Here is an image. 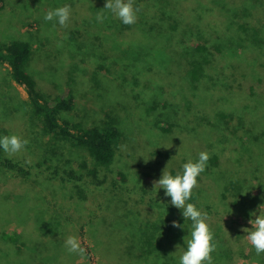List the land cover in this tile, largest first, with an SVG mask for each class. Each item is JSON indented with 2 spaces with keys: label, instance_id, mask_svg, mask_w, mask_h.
<instances>
[{
  "label": "rangeland",
  "instance_id": "obj_1",
  "mask_svg": "<svg viewBox=\"0 0 264 264\" xmlns=\"http://www.w3.org/2000/svg\"><path fill=\"white\" fill-rule=\"evenodd\" d=\"M136 1L140 8L132 25L136 26L141 22L144 26L142 33L148 38L141 37L140 34L135 36L138 30L135 33L127 32L125 24L119 19L115 22L111 13L103 8L105 0H7L4 9L0 11V43L9 44L17 40L30 43L32 55L25 69L36 81L38 89L47 96L53 98L67 87L72 89L75 106L62 114V121L79 122L85 128H93L103 125L106 113L117 118L125 142L122 149L117 151L114 164L108 171L103 170V174H107L108 181L111 182L117 178L118 172L124 171L133 183L129 188L139 194H142L141 188H146L150 190L147 199L155 197L158 202L166 205L171 204L170 197L164 195V189L154 186V181L159 179L162 171L151 170L148 181L146 177L141 178L142 173L136 167L138 164L143 167L147 165L148 147L154 145L166 150L163 147L167 148L168 142H173L169 143L172 150L177 151L179 156L187 155L188 160L196 159L200 151L225 152L224 155L228 157L232 153L228 143H220L221 147L217 145V149L215 137L212 141L207 131H193L194 127L204 118L219 123L221 113L233 119L241 114L246 117L248 112L253 116L259 111L246 109H255L257 105L253 103L251 95H248L247 86L245 92L231 91L228 77L215 67H209L207 76L191 84L188 77H182L181 73L176 75V83L168 84L157 79L150 71L158 67L164 70L171 67L183 60L185 53H190L186 58H202L203 54L196 51L195 47L199 43H205L207 39L210 47L218 40L225 49L234 47V36L228 30L232 19L225 12L230 10L227 8L238 9L240 6L221 7L220 3L215 4L217 0ZM64 4L71 7L67 25H59L54 20H43L45 12ZM162 12H165L163 20L166 18L167 21L165 27L169 28L170 23H175V19L178 28L180 25L182 27L173 42H168L157 29L158 16ZM97 13L105 14L103 22L96 21ZM215 14L218 16L210 18ZM152 21L157 22L152 24ZM115 57L121 63L120 70L118 65L115 66ZM249 62L248 59H243L246 73L250 70ZM248 75L254 78L251 73ZM255 81L257 84V80ZM156 99L168 101L169 106L150 110ZM157 118L168 120L172 127L171 133H164L155 125ZM262 122L256 119L253 125L262 130ZM12 134L26 139L28 143L15 153L0 149V155L27 164L32 174L27 182L22 183L0 170V230L15 232V238L18 239L17 245H8L6 253H0V264H118L120 260L126 259L122 255L127 248L123 245L124 242L127 237H134L136 241L140 239L142 216L151 220V212L146 211L147 206L141 209V205L134 201L121 210H116V201L98 205L100 192L96 193L93 201L87 197L82 202L79 197L78 202L74 203V184L62 183L51 177L49 172L63 166L64 169L74 168L82 173L84 171L80 164L83 161L91 164L93 159L85 149L64 141L57 143L56 153L51 152L39 120L30 113L27 91L13 81L8 66L0 63V135ZM262 146L264 147V143ZM242 156L250 173L248 182L255 185L250 191L261 192L264 187L262 163H253L249 153H243ZM175 162L181 164V160L171 162L168 159L163 165L176 168ZM228 167L232 171L224 174L227 181L237 179L244 170V166H239L240 171L237 173V167ZM207 170L208 166L198 177L204 178V181L200 182L197 178L200 189L208 179ZM84 182L87 195H91L93 187L89 185L88 177ZM221 182L222 187L224 181ZM259 184H263L262 187H256ZM217 190L202 189L200 200L224 213ZM242 195L247 204L250 200L248 192L243 191ZM259 201L253 207L244 206L251 211L264 203V200ZM165 205L158 204L163 217L168 212ZM156 210L159 209H153V216ZM220 211L218 213L221 219H229V224L235 226V232L246 236L243 228H250L251 225L248 223L249 217H244L245 213L237 211L228 216ZM154 223L152 228L157 234V221ZM171 225L172 221H167L164 228ZM170 233L167 236L171 239ZM69 235L76 236L86 249L83 258L65 250L63 240ZM174 235L175 230L172 237ZM179 235L176 243H184L183 237L187 233ZM247 243L250 245L248 240ZM16 246H20L24 252L13 253ZM251 247L250 245L247 253ZM244 263L259 264V261L251 257L247 261L243 260L242 264Z\"/></svg>",
  "mask_w": 264,
  "mask_h": 264
},
{
  "label": "trees",
  "instance_id": "obj_2",
  "mask_svg": "<svg viewBox=\"0 0 264 264\" xmlns=\"http://www.w3.org/2000/svg\"><path fill=\"white\" fill-rule=\"evenodd\" d=\"M132 2L135 8H140L136 0H132ZM6 3L7 0H0V11L4 9ZM215 4H219L221 7L228 5L232 7H234V5L240 6L238 9L227 8L230 10L225 12V15L230 14L229 16H231L232 19L231 23L228 24V30L231 33L230 35L234 36L233 40L236 42L233 44L234 47L229 46L227 47L229 49H225L221 46L220 40L210 47L208 46L209 41L207 39L205 43H199L195 47L196 51L203 54L202 58H186L190 53H185V58L178 63H174L171 67L169 66L170 68L167 67V69L164 70L158 67L156 69H150V71H152L151 73L156 76L157 79H162L164 83L168 84L171 82L176 83L175 77L177 74L181 73L183 75L182 77H188V81L191 84L207 76V69H209V67H215L222 75L228 77L227 80L231 91L245 92L247 86L248 95H251L253 103L257 105L255 109L249 107L246 109H250L253 112L258 110L259 112L256 115L252 116L251 113L248 112L245 114L246 117L241 114L238 117L230 119L221 113L222 119L219 120V123L210 122L204 118L194 127L193 131L200 129L207 131L212 141V138L215 137L214 139L217 141L215 144L216 148L217 145L221 147L220 143L224 145L228 143L231 147L230 151H232L228 157L224 155L225 152L215 151L209 153L208 170L206 174L208 179L206 178V182L201 188L205 190L210 189L212 191L215 188L218 189L219 201L221 200L220 202L223 204L224 213L226 215L232 216L234 212L242 211L246 215H244V217L248 218L250 209L244 206L245 197L242 195L243 191H248V195L250 196V200L245 204L248 207H250V205L253 207L257 201L260 202L259 200H264L262 199V197H264V187H262L264 182L256 186L262 187L261 192L250 191V188L255 185L252 183L249 184L248 182L250 181V173L247 171L248 168H246V162L242 156L243 153H249L253 163H262L263 166L261 168L264 171V147L262 146V143H264V94L261 93H264V0H245V2H242V0H217ZM164 15L165 12L159 14L157 29L163 37L168 39V42H173L182 27L180 25L178 28L176 19L174 20L175 23H170L169 28L167 26L165 27L167 21L166 18L163 20ZM111 16L114 18L113 20L115 22L119 21V18L115 17L113 14H111ZM215 16H218V14L210 18H215ZM156 22L152 21V24ZM124 26L127 32L133 31L135 33L136 30H138L139 32L137 31L135 36L140 34L141 37H146V35L142 33V28L144 26L141 22L136 26L132 24H125ZM120 33H122V31ZM126 36L130 37L127 33ZM168 49L169 47L166 48L167 51ZM31 55L32 46L28 42L17 40L9 44L0 43V63L8 66L13 81L27 91L30 113L39 120L41 130L51 147V152L56 153L57 143L64 141L70 143L74 147L85 149L93 159L91 164L88 163V161H83V163L80 164L81 169L84 171L82 173L74 168L64 169L63 166H58L53 171L49 172L50 169L47 167L50 176L58 179V181L62 183L69 182L74 184L76 190V197L74 196L72 198L74 203L78 202L77 200L79 197V201L82 202L86 200L87 197L90 201H93L96 193L100 192V197L97 196L99 197L97 201L98 205L102 203L105 204L107 201L110 203L111 201H116V210H121L123 207L128 206L130 202L134 201L135 204L141 205V209L147 206L146 211L151 212L153 218L149 220L140 213L143 219L141 237L138 241H136L134 237H127V242L125 241L123 244L127 248L124 254H122L126 259L120 260L118 264H178V257L180 251L183 250V243H176L177 237H180L179 233L182 235L187 233V223L185 224V229L174 227L173 225L164 228V224L167 221L173 220L182 224L183 218L180 210L171 204L165 205L162 204V202H158L155 197L147 199L146 196L149 195L150 190L148 191L146 188L140 189L142 194L129 188L130 185L133 186V183L124 171L118 172V179L115 177L111 182L108 181L107 174H103V170L108 171L110 166L114 164L117 151L122 149V144L125 142L124 135L118 125L119 120L113 115L106 113L107 116L104 123L102 122L103 125L93 128H85L79 122L72 123L67 120L62 121V114L71 111L75 106L73 91L71 88L67 87L63 92L59 94L56 93L55 97L52 98L39 90L36 81L25 69L26 64H28L31 59ZM244 58L250 61L248 65L250 70L248 73H251L254 78L248 75L243 68ZM114 60H116L115 66L118 65V70H120L121 63H118L116 57ZM162 67L165 68L166 66ZM255 80H257V84ZM234 87L238 90H235ZM153 104L150 110L169 106L166 100L161 102L156 99ZM256 119L263 121L261 126L262 130H259V128L256 129V126L253 125ZM155 125L164 133L169 134L172 131L171 124L166 119L157 118ZM256 131L260 132L257 133ZM140 140L142 141L143 139ZM169 143L173 144V142H168L167 148L163 147L166 150L162 148L158 149L154 145L148 147L149 160L147 165L145 167L141 164L136 166L142 173H140L141 178L146 177L149 181L151 178L149 172L151 170L162 171L165 168L163 164H165L168 159H171V162L175 159L176 161L181 160V164L175 162L174 164L177 165L176 168H169L168 166L166 169L173 174L181 171L182 162L187 161L188 156H179L176 153L177 151L172 150ZM235 153L237 154L235 155ZM170 164L169 162V165ZM229 165L237 167V173L240 171L239 166H244V170L236 177L237 179L226 180L227 177L224 174L232 171L229 169ZM214 169H218V171ZM0 170L5 171L22 183L27 182L32 174L31 168L28 167L27 164L3 155H0ZM160 173L162 174V172ZM86 177L89 179V185L93 187L91 188V195H87L88 193L85 191L86 183L84 179L86 181ZM219 178L221 180H219ZM253 178H255V176ZM198 179L200 182L204 181L202 177ZM221 181H224L222 187L220 186L222 183ZM145 185L147 186V184ZM202 189L198 186L197 188L194 187L189 202L195 203L197 207L208 214V223L214 233V240L216 243V248L211 254L213 257V264H242L243 260L247 261V259H251V257L253 260L256 258L259 264H264V253L257 254L253 247H251L250 252L247 253L250 245L247 243L246 236L237 234L235 232L236 229H234L235 226L229 224V219H221L218 213V211H220L219 209L201 202L200 191ZM105 191L106 194H103ZM158 204L160 206H166L168 212H164L165 217H163V211ZM156 207L159 210H156L157 212H155V216H153V209ZM220 213L224 214L221 211ZM155 220L158 224L157 234L154 228H152L154 227ZM173 230H175L174 237H172ZM170 232H172V234ZM168 233L171 234V239L167 236ZM15 234V232L0 230L1 254L6 253V247L8 245L10 247L17 245L18 239L15 238ZM172 241H175V243ZM177 245L181 246H178L176 250ZM17 251H22L20 246H16L13 253ZM153 255L155 256L153 257Z\"/></svg>",
  "mask_w": 264,
  "mask_h": 264
},
{
  "label": "clouds",
  "instance_id": "obj_3",
  "mask_svg": "<svg viewBox=\"0 0 264 264\" xmlns=\"http://www.w3.org/2000/svg\"><path fill=\"white\" fill-rule=\"evenodd\" d=\"M105 9L123 24H134L137 19L138 8L133 6L132 0H105ZM71 7L68 4L54 7L43 15L45 21H55L65 26L70 20ZM105 14L97 13L96 21L103 22ZM28 141L15 134L0 135V149L7 153L20 151ZM209 161V153L200 151L194 160H188L182 165V171L175 174L162 170L158 180L154 181L157 189H164V195L170 197V203L180 210L183 223L172 221L174 227L185 229L187 223V236L183 237L182 251L178 257V264H213L212 252L216 248L214 233L208 223V214L202 211L195 203L189 202L192 190L197 186V178L203 173ZM248 192V191H247ZM264 199V197H262ZM254 217V218H253ZM248 223L250 228L244 227L243 231L250 245L257 254L264 253V203L249 212ZM63 246L68 253H75L80 257L86 255V249L81 246L78 238L69 235L63 240ZM176 246V250L178 248Z\"/></svg>",
  "mask_w": 264,
  "mask_h": 264
}]
</instances>
